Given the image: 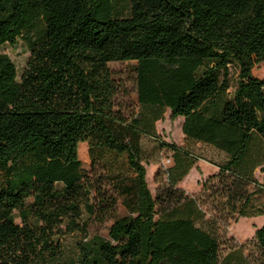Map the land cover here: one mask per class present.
<instances>
[{
	"label": "trees",
	"instance_id": "obj_1",
	"mask_svg": "<svg viewBox=\"0 0 264 264\" xmlns=\"http://www.w3.org/2000/svg\"><path fill=\"white\" fill-rule=\"evenodd\" d=\"M19 39L30 53L20 78L1 51ZM125 62L135 63L131 110L109 67ZM260 63L264 0H0V264H264V224L257 257L223 254L219 218L264 215ZM167 110L188 143L223 160L161 140ZM145 138L172 154L161 211ZM199 161L218 172L191 196L177 186ZM92 225L107 236L91 237ZM69 236L78 239L65 247Z\"/></svg>",
	"mask_w": 264,
	"mask_h": 264
},
{
	"label": "rangeland",
	"instance_id": "obj_2",
	"mask_svg": "<svg viewBox=\"0 0 264 264\" xmlns=\"http://www.w3.org/2000/svg\"><path fill=\"white\" fill-rule=\"evenodd\" d=\"M125 7L126 5L123 4V8ZM1 51L7 53L15 63L18 71V78H20L30 56V53L24 42L19 39L16 47H13L11 45H4L1 47ZM134 65V62L109 64V67L124 79L125 85H127L128 87L129 94L119 95V101L125 102L128 109L130 110L134 109L138 104V98L136 93L134 92V87L131 81ZM253 74L257 78L264 80V64L260 63L256 65L253 69ZM182 125L183 118L174 119L171 116L170 110H167L165 118L157 123V131L160 139L168 144H174L189 149L192 148L205 159L216 162H221L223 160V155L209 146L188 143L183 134ZM86 147L88 148L87 143H81L79 145V156L83 163V168L89 170L91 162L89 159V155L86 154ZM141 147L144 158L149 161L148 163H145V166L147 167V180L149 188L158 202L159 211H161L163 207V200L167 198V193L165 192L164 168L166 166H173L172 163L169 164L168 162H166L172 154L170 152H167L166 150H162L160 151L161 155H159V147L153 141L146 138L142 139ZM214 169L215 168L207 165L204 161H199L198 166H195L181 183V192L189 195L199 194L201 191V181L206 179ZM255 178L264 191V171L257 169L255 171ZM257 189L258 187L253 184H246L244 186L238 184L234 188L235 191L246 193L253 192ZM209 203L211 204L212 202ZM169 205L170 204L168 200L167 206ZM256 206L264 207V192L256 199ZM205 209L209 211V213H211L213 216L217 215L216 211L212 210L210 206L206 207ZM121 213L123 215L126 213L124 208H121ZM219 218L221 219L220 235L224 246L223 254L227 253L230 249L242 247L246 256L257 257L258 251L254 242L255 231L256 228L263 223L264 217L255 220V222H252V220H250L249 218L246 219L240 217L238 214H230L226 216L219 215ZM17 222L20 223V221ZM89 233L91 237L96 234L107 236V227L92 225L89 229ZM76 239H78V237H67V239L65 240V247H71Z\"/></svg>",
	"mask_w": 264,
	"mask_h": 264
},
{
	"label": "crops",
	"instance_id": "obj_3",
	"mask_svg": "<svg viewBox=\"0 0 264 264\" xmlns=\"http://www.w3.org/2000/svg\"><path fill=\"white\" fill-rule=\"evenodd\" d=\"M205 162V161H204ZM207 165H210V166H212L213 168H215L214 170H212V173H210L209 174V176L210 175H213V174H216L217 172H218V169L215 167V166H213V165H211V164H209V163H207V162H205ZM196 166H198V164L196 165ZM183 182V181H182ZM181 182V183H182ZM181 183H179V185L177 186L178 187V189H180V190H182V187H181ZM189 195V194H188ZM195 195H197V194H195ZM191 196H193V195H191ZM261 217H264V215L263 216H257V217H251V218H249L250 220H252V222H255V220H257V219H259V218H261ZM247 219V218H246ZM264 224V221H263V223L260 225V226H258L257 228H259V227H261L262 225ZM256 228V229H257Z\"/></svg>",
	"mask_w": 264,
	"mask_h": 264
},
{
	"label": "built area",
	"instance_id": "obj_4",
	"mask_svg": "<svg viewBox=\"0 0 264 264\" xmlns=\"http://www.w3.org/2000/svg\"><path fill=\"white\" fill-rule=\"evenodd\" d=\"M166 162H168L169 164H170V163H173V161H172V159H171V158H169V159H168ZM170 167H171V166H170ZM168 168H169V166H168V167L166 166V167L164 168V169H165V171H166Z\"/></svg>",
	"mask_w": 264,
	"mask_h": 264
}]
</instances>
